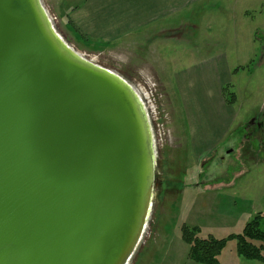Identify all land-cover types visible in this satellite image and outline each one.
<instances>
[{"label":"water","instance_id":"water-1","mask_svg":"<svg viewBox=\"0 0 264 264\" xmlns=\"http://www.w3.org/2000/svg\"><path fill=\"white\" fill-rule=\"evenodd\" d=\"M146 105L42 0H0V264H129L155 195Z\"/></svg>","mask_w":264,"mask_h":264},{"label":"rangeland","instance_id":"rangeland-1","mask_svg":"<svg viewBox=\"0 0 264 264\" xmlns=\"http://www.w3.org/2000/svg\"><path fill=\"white\" fill-rule=\"evenodd\" d=\"M225 1L228 5L206 2L165 18L169 29L163 33L144 31L133 41L126 37L121 47L105 48L73 34L72 28H80L70 10L83 0H42L64 40L89 61L122 76L147 108L160 181H155L149 222L129 264H199L189 258L183 224L198 227L201 237L227 238L264 213V0H246L248 15H239V3L233 16L227 12L235 2ZM216 6L219 11L212 15ZM222 88L225 112L215 94ZM185 91L193 97L191 106ZM194 104L199 112L194 108L192 114L206 139L198 145L188 139ZM255 119L261 120L260 129L254 125L261 141L249 129ZM219 259L221 264H262L238 256L234 240Z\"/></svg>","mask_w":264,"mask_h":264},{"label":"crops","instance_id":"crops-1","mask_svg":"<svg viewBox=\"0 0 264 264\" xmlns=\"http://www.w3.org/2000/svg\"><path fill=\"white\" fill-rule=\"evenodd\" d=\"M214 1L215 4L217 1H224L227 5L229 3L225 0H83L80 6L79 4H77V6L74 5V7L72 6L73 9L70 10L72 11L70 16L74 17L75 25L79 26L80 30H77L82 35L86 33L87 36L84 35V37L88 40L84 41V43L89 45L100 44L105 48L109 46L121 47L120 43H127L125 42L126 37L133 41L136 37H139V34L142 37L144 31H146L147 34L151 32L163 33L165 30L169 29L167 27L168 25L164 22L165 18L178 15L182 12L194 11L202 4L206 2L211 4ZM231 1L235 2V8L233 9V5L231 3L229 4L232 6V10L227 12L229 15L233 16L237 13L236 9L239 3L241 4L239 15H248L247 13L250 11V8L246 4V0ZM217 8L216 6L211 9L212 15L215 14L216 11H219ZM72 30L74 32L73 34L78 36L73 28ZM90 37H92V39ZM78 38L81 39L79 36ZM117 42H119V44ZM181 89L184 90V86H182ZM222 93L223 88L222 92L221 89L218 93L215 91L219 103V110L224 109V106L227 105L223 101V98H221ZM183 95L186 96V104L189 106L193 102V97L191 98L189 96L190 92L186 91ZM195 107V104L191 107V117H189L188 114L187 128L190 135L188 139L191 143L198 145L200 141H203L205 138L203 139L201 136L203 126L196 124V117L192 114V112L194 113L195 111L199 112ZM194 108L195 111H193ZM223 112H225V109ZM228 116L227 114V118H225L227 123L230 120ZM225 120H221L223 126L226 125ZM222 136H224V132H222L220 139L216 142H219Z\"/></svg>","mask_w":264,"mask_h":264},{"label":"trees","instance_id":"trees-1","mask_svg":"<svg viewBox=\"0 0 264 264\" xmlns=\"http://www.w3.org/2000/svg\"><path fill=\"white\" fill-rule=\"evenodd\" d=\"M83 41L88 40L77 29H74ZM100 44H98L99 46ZM226 96L227 93L223 92ZM229 95V94H228ZM234 95L230 94L229 104L234 103ZM182 239L189 245V258L199 264H221L219 256L228 241L236 242V253L250 261H259L264 264V213H257L248 221L242 231L231 234L227 238H216L212 235L201 237L198 227L183 224Z\"/></svg>","mask_w":264,"mask_h":264},{"label":"flooded vegetation","instance_id":"flooded-vegetation-1","mask_svg":"<svg viewBox=\"0 0 264 264\" xmlns=\"http://www.w3.org/2000/svg\"><path fill=\"white\" fill-rule=\"evenodd\" d=\"M261 124V120L260 119H255L250 125V127H249V129H252L253 131H254V136H256V139L258 138V141H261L262 140V138H261V135H260V130H256V128L254 129V125L255 126H259ZM259 128V127H258ZM260 129V128H259ZM263 143V142H262ZM224 152L225 153H228L227 152V149L226 150H224ZM223 157H222V155H220V159H222ZM155 181H160V179H158V176H157V173H156V180ZM157 184H158V182H157ZM159 185H161V183L159 182Z\"/></svg>","mask_w":264,"mask_h":264}]
</instances>
